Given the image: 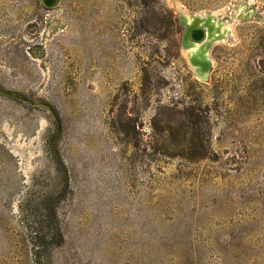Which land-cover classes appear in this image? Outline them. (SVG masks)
<instances>
[{
  "label": "rangeland",
  "instance_id": "obj_1",
  "mask_svg": "<svg viewBox=\"0 0 264 264\" xmlns=\"http://www.w3.org/2000/svg\"><path fill=\"white\" fill-rule=\"evenodd\" d=\"M0 89V264H264V0H0Z\"/></svg>",
  "mask_w": 264,
  "mask_h": 264
},
{
  "label": "water",
  "instance_id": "obj_2",
  "mask_svg": "<svg viewBox=\"0 0 264 264\" xmlns=\"http://www.w3.org/2000/svg\"><path fill=\"white\" fill-rule=\"evenodd\" d=\"M62 0H41L42 5L48 10H54L61 5ZM225 19L211 15H190L189 18L182 17L179 20L180 28L183 30L181 42L185 50H190L188 61L195 70L197 77L206 82L213 68L210 52L213 46L223 41L227 35L224 27ZM0 95L22 101L31 106L47 108L54 116L58 124V135L61 131V122L55 109L47 102L33 100L18 93L1 90ZM56 137V136H55Z\"/></svg>",
  "mask_w": 264,
  "mask_h": 264
},
{
  "label": "bare ground",
  "instance_id": "obj_3",
  "mask_svg": "<svg viewBox=\"0 0 264 264\" xmlns=\"http://www.w3.org/2000/svg\"><path fill=\"white\" fill-rule=\"evenodd\" d=\"M224 27L226 28V24H224ZM227 30H228V32H227V35H226V38L223 40V41H225L226 39H227V36L231 33V31H230V29L229 28H227ZM188 52H191L190 50H187ZM103 54V53H102ZM104 55H106L107 56V53L106 52H104ZM189 56V55H188Z\"/></svg>",
  "mask_w": 264,
  "mask_h": 264
}]
</instances>
